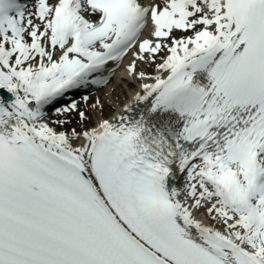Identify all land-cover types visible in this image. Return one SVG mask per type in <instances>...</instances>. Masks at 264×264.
Here are the masks:
<instances>
[{
  "label": "snow or ice",
  "instance_id": "obj_1",
  "mask_svg": "<svg viewBox=\"0 0 264 264\" xmlns=\"http://www.w3.org/2000/svg\"><path fill=\"white\" fill-rule=\"evenodd\" d=\"M0 264H264V0H0Z\"/></svg>",
  "mask_w": 264,
  "mask_h": 264
},
{
  "label": "rangeland",
  "instance_id": "obj_2",
  "mask_svg": "<svg viewBox=\"0 0 264 264\" xmlns=\"http://www.w3.org/2000/svg\"><path fill=\"white\" fill-rule=\"evenodd\" d=\"M123 98V94H121V96H120V100Z\"/></svg>",
  "mask_w": 264,
  "mask_h": 264
},
{
  "label": "bare ground",
  "instance_id": "obj_3",
  "mask_svg": "<svg viewBox=\"0 0 264 264\" xmlns=\"http://www.w3.org/2000/svg\"><path fill=\"white\" fill-rule=\"evenodd\" d=\"M117 91L119 92V89Z\"/></svg>",
  "mask_w": 264,
  "mask_h": 264
}]
</instances>
